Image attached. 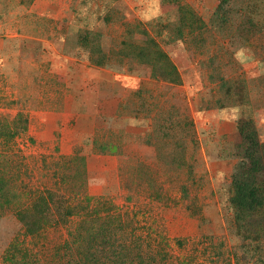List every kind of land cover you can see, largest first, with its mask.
<instances>
[{
	"label": "rangeland",
	"instance_id": "374dc122",
	"mask_svg": "<svg viewBox=\"0 0 264 264\" xmlns=\"http://www.w3.org/2000/svg\"><path fill=\"white\" fill-rule=\"evenodd\" d=\"M257 137L264 0H0V264H264Z\"/></svg>",
	"mask_w": 264,
	"mask_h": 264
},
{
	"label": "trees",
	"instance_id": "16d2710c",
	"mask_svg": "<svg viewBox=\"0 0 264 264\" xmlns=\"http://www.w3.org/2000/svg\"><path fill=\"white\" fill-rule=\"evenodd\" d=\"M253 146L258 148L257 149L259 151L258 158H256L255 161H253V159L250 157L251 155H249L248 158H250V161H252L256 167H258V166H260L259 164H261V163L264 164V150H263L264 149V143H261L257 137L256 140L253 141V144H251V147H253ZM250 150H251L250 152L253 154L254 150L253 149H250ZM238 183H239V181H238ZM245 184H246V182L244 180L240 183V186H243ZM253 195L254 194L250 195V194H247L245 192H242V196L240 197V205L242 203H247L248 199L251 198V196H253Z\"/></svg>",
	"mask_w": 264,
	"mask_h": 264
}]
</instances>
